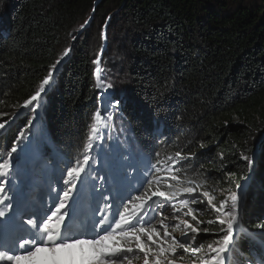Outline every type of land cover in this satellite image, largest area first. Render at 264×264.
Returning a JSON list of instances; mask_svg holds the SVG:
<instances>
[{
  "label": "trees",
  "instance_id": "trees-1",
  "mask_svg": "<svg viewBox=\"0 0 264 264\" xmlns=\"http://www.w3.org/2000/svg\"><path fill=\"white\" fill-rule=\"evenodd\" d=\"M103 100L102 155L146 159L139 201L187 223L171 260L221 264L234 236L226 264H264V0H0L1 158L93 163Z\"/></svg>",
  "mask_w": 264,
  "mask_h": 264
},
{
  "label": "rangeland",
  "instance_id": "rangeland-1",
  "mask_svg": "<svg viewBox=\"0 0 264 264\" xmlns=\"http://www.w3.org/2000/svg\"><path fill=\"white\" fill-rule=\"evenodd\" d=\"M252 1L254 0H245V2H252ZM110 15L112 16V13ZM114 15H116V12H113V16ZM92 18L93 16H90V18L84 24H82L81 27H79L80 29L77 28V32L74 34L75 39L80 37V34L85 32L86 30H89V26L91 24L90 21L92 20ZM114 18L115 16L113 17V22L114 21L116 22L117 19L116 18L114 19ZM110 19H112V17L110 16H107L105 18L106 21L104 20L105 21L104 26L108 24V21ZM116 23H118V21ZM122 39H123L122 37L120 38L117 36L116 38L112 40V44H110L109 41L105 43H103L102 41V44L99 47L100 49L99 48L98 49L99 50L103 49L102 51L105 50V55L108 51L109 55H113V57L116 58L115 60L122 62L123 57H120V55H118L119 54L118 48H121V49L124 48V44H122L119 41ZM97 45L98 46L100 45V41L97 42ZM98 80L100 79L98 78ZM101 89H105V87L101 85ZM108 93H109L108 91L103 92L102 96L106 97ZM105 105H106L105 100L101 101V109L103 113H105L104 112ZM101 116H102V119L98 123L99 129L95 136L96 139L98 140L95 141L93 149L92 150L89 149V153H92L95 150H97L96 155L98 154V151H99L98 144L99 142H101L102 137H103L102 135L103 128L101 127V125H104L105 116L104 114ZM106 124L108 123L106 122ZM105 135H106V132H105ZM28 167H31V166L29 165ZM247 185L248 183L246 184L243 183V186L242 184H239L238 186L239 190L237 193V203H236L237 207L236 205H233L232 206L233 210L238 209V204H239L238 199L242 195V189L246 188ZM5 194L7 193L5 192ZM167 202H170V200L162 201L166 209L169 210L170 207L168 206L169 203ZM163 204L160 206L163 207ZM154 211H155L154 209L151 210V212L153 213ZM169 212L172 213L171 211ZM168 214L169 213H163L162 215L158 216L156 218L155 225L153 226V228L149 230H144L139 235L125 234L122 238L125 239L127 245H122V246L115 248L114 250H110L107 254V258L105 259L104 264H175L170 259V254L174 250V245H173L174 240H181V242H184V243L189 242V241H184L181 239L182 237H184V239H188V237L182 233V230H184L187 227V225H186V221H184L183 219L180 221H177L176 217L170 216ZM168 222L171 223V225H169L168 227V228L172 227L171 230L170 229L166 230V226ZM176 223L177 225L174 227V224ZM177 228L180 229V231H174ZM116 234H118V232H116ZM95 243L93 245L83 244L80 247L72 246V247H61L57 249H50L49 251H46L44 253V256L48 260L53 258L54 264H68V262L69 264L71 263L82 264V261H80L79 255H82V256L84 255V259L86 260H90L91 258H93L94 256L93 251L97 249V246L96 247L94 246V245H97ZM224 254H225V250L222 249V251L217 257V260L222 259ZM27 257L28 256L26 257L19 256L20 259H17L16 264H41L40 261L38 260H34L31 262L30 258L29 257L27 258ZM35 258H39V255H37ZM21 259L23 260L20 261ZM49 264H52V263L50 262Z\"/></svg>",
  "mask_w": 264,
  "mask_h": 264
},
{
  "label": "bare ground",
  "instance_id": "bare-ground-1",
  "mask_svg": "<svg viewBox=\"0 0 264 264\" xmlns=\"http://www.w3.org/2000/svg\"><path fill=\"white\" fill-rule=\"evenodd\" d=\"M102 91L103 92H105V90L104 89H102ZM96 136V135H95ZM136 144V143H135ZM139 147H141V146H139ZM78 152V151H77ZM72 155H73V153H72ZM56 163H58V162H56ZM59 164V163H58ZM154 184V183H153ZM150 185V184H149ZM152 186V185H151ZM143 200V199H142ZM168 205V204H167Z\"/></svg>",
  "mask_w": 264,
  "mask_h": 264
}]
</instances>
